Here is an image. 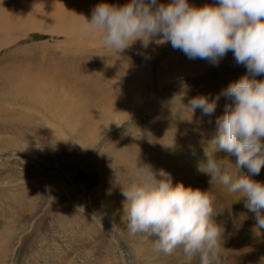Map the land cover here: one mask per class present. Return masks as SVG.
Masks as SVG:
<instances>
[{
    "label": "rangeland",
    "instance_id": "374dc122",
    "mask_svg": "<svg viewBox=\"0 0 264 264\" xmlns=\"http://www.w3.org/2000/svg\"><path fill=\"white\" fill-rule=\"evenodd\" d=\"M12 1L0 14V264H186L182 249L166 254L127 227L122 189L144 165L169 173L173 185L213 188L225 206L214 218L225 229L219 264H264V229L253 230L246 198L198 171L201 141L231 101L221 95L211 116L183 107L246 74L233 53L216 66L137 40L117 54L86 20L100 3L130 0ZM251 179L264 183V168Z\"/></svg>",
    "mask_w": 264,
    "mask_h": 264
},
{
    "label": "clouds",
    "instance_id": "9594fccd",
    "mask_svg": "<svg viewBox=\"0 0 264 264\" xmlns=\"http://www.w3.org/2000/svg\"><path fill=\"white\" fill-rule=\"evenodd\" d=\"M86 22L89 32L99 33L103 44L117 54L137 40L144 49L151 43H170L189 59L216 66L231 51L236 64L247 69L214 99L197 96L183 105L181 96L180 103L191 116L197 109L211 116L221 95L231 101L217 117L212 138L201 141L205 159L198 171L211 177L213 187L218 183L246 198L245 207L257 222L253 230L264 229V183L251 179L264 168V79H257L264 76V0H217L202 7L188 0L167 4L130 0L122 6L100 3ZM218 152L234 155L236 163L217 159ZM243 168L250 175L242 174ZM138 169V179L122 189L129 231L154 237V246L166 254L182 249L187 264L197 258L199 264H219L225 229L214 218L225 206L213 188L202 191L182 182L173 185L171 175L162 169L158 173L150 165Z\"/></svg>",
    "mask_w": 264,
    "mask_h": 264
},
{
    "label": "bare ground",
    "instance_id": "6f19581e",
    "mask_svg": "<svg viewBox=\"0 0 264 264\" xmlns=\"http://www.w3.org/2000/svg\"><path fill=\"white\" fill-rule=\"evenodd\" d=\"M21 1H23V0H21ZM12 0H0V14H4V13H6V12H8V10H9V7H11L10 5L12 4ZM23 4V3H22ZM19 6V5H18ZM21 6V5H20ZM14 8V7H13ZM87 12V11H86ZM85 12V13H86ZM0 26H3L2 24H0ZM108 64V63H107ZM113 67V66H112ZM109 68V67H108ZM113 69V68H112ZM137 156V155H136ZM36 161V160H35ZM36 162H38V161H36ZM37 165H38V163H37ZM62 175H64L63 173H62ZM68 181V180H67ZM69 182V181H68ZM71 183L69 182V185H70ZM71 186V185H70ZM64 188H66L65 186H64ZM86 188V187H85ZM89 204H87V208L85 207V209H86V211L89 213V214H91V215H93V212L91 211V208H89V206H88ZM96 219L98 220V217H96ZM98 221H100V220H98ZM250 235V234H249ZM229 236V238H230V235H228ZM244 236H246V233H244V234H241V237H244ZM149 238V237H148ZM230 240V239H229ZM231 240L233 241V243L236 241V240H234L232 237H231ZM118 245V244H117ZM224 247H226L225 245H224ZM0 251H2V249H1V245H0ZM5 251V250H4ZM3 251V252H4ZM230 252V251H229ZM220 254H222V253H220ZM228 254H230V253H228ZM231 255H232V257L233 258H238V249H233V251L231 252ZM222 256V255H221ZM221 256L219 257V260L221 259ZM231 257V258H232ZM225 258V259H224ZM229 258V257H228ZM222 259H224V261L226 260V257H223L222 256ZM230 260V259H229ZM235 259H233V261H234ZM227 261V260H226ZM187 264V263H186ZM194 264H198V263H196V261H194ZM232 264V263H231Z\"/></svg>",
    "mask_w": 264,
    "mask_h": 264
},
{
    "label": "water",
    "instance_id": "95a60500",
    "mask_svg": "<svg viewBox=\"0 0 264 264\" xmlns=\"http://www.w3.org/2000/svg\"><path fill=\"white\" fill-rule=\"evenodd\" d=\"M26 158H30V157H26ZM31 159V158H30ZM32 160V159H31Z\"/></svg>",
    "mask_w": 264,
    "mask_h": 264
}]
</instances>
